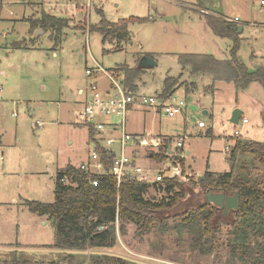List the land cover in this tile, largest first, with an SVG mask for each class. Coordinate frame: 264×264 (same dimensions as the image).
Instances as JSON below:
<instances>
[{
    "label": "rangeland",
    "instance_id": "1",
    "mask_svg": "<svg viewBox=\"0 0 264 264\" xmlns=\"http://www.w3.org/2000/svg\"><path fill=\"white\" fill-rule=\"evenodd\" d=\"M5 1L0 21V153L4 152L0 165V264H49L62 262L69 255L74 256L73 264H93L94 257L106 254L121 257L128 264H230L232 209L224 214V209L216 205V223L221 224L222 231L210 254L193 248L187 232L152 229L140 235L137 225L127 221H119L122 228L114 247L75 251L56 248L53 224L31 212L27 201H53L58 171L69 164L78 167L88 156V131L78 118L84 104L79 89L94 81L86 69L97 63L106 69L136 68L146 55L157 64L142 68L134 80L139 93L158 94L168 77L177 78V85L196 82L198 89L190 93L177 89L175 95L189 106L175 117L135 106L128 112V132L144 136L140 149L148 157L142 159L143 165L151 162V151L165 143L175 146L177 139L186 135L183 157L191 165L193 176L184 173L188 182L182 184L193 189L192 203L205 201L206 193L190 184L191 178L197 180L206 171L229 172L228 157L238 139L242 143H264V89L252 82L239 90L233 82L214 81L209 74L192 75L182 68L178 55L201 53L229 59L233 41L214 34L204 14L238 16L244 27L238 57L250 70L264 68L262 0H93L90 23L83 12H77L57 42L51 30L39 36V29L32 30L30 19L39 16L34 3ZM103 17L111 23L129 17L148 20L128 25L129 40H105L94 28ZM17 42L22 46L15 47ZM204 85L215 87L204 92ZM236 108L243 111L248 123L230 121ZM198 121H203L206 128L200 130ZM37 122L43 126H37ZM236 129L241 136L234 135ZM189 149L191 153L187 154ZM234 173L236 179L264 184L263 166L251 154L237 155ZM161 184L150 185L145 197L156 201L168 197ZM182 208L179 204L168 214L173 216Z\"/></svg>",
    "mask_w": 264,
    "mask_h": 264
},
{
    "label": "trees",
    "instance_id": "2",
    "mask_svg": "<svg viewBox=\"0 0 264 264\" xmlns=\"http://www.w3.org/2000/svg\"><path fill=\"white\" fill-rule=\"evenodd\" d=\"M205 21L212 32L222 38L233 41L229 59H218L212 54L183 53L178 55V62L183 69L189 67L192 73L209 74L214 81L233 82L237 89H246L252 82H258L264 89V68L250 70L238 57L241 45L239 25L216 14H204ZM65 17L48 15L44 11L38 17L31 18L32 30H49L54 34L56 42L61 32L69 26ZM147 18L129 17L117 23L108 22L104 17L98 29L104 39L111 37L119 40L131 39L128 25L132 22H146ZM52 35V34H51ZM23 43H14L15 47ZM142 68L126 67V83L136 89L134 80L140 75ZM178 79L168 77L164 80L162 95L172 93ZM196 85L195 83H192ZM214 90V85L208 87ZM248 153L263 166L264 143L250 141L242 143L239 139L231 150L228 161L231 170L226 173L206 171L197 180L191 178L190 184L199 186L205 193L210 191L223 192L226 195L238 193L239 204L232 210V222L228 240L230 264H264V184H252L248 180L235 178V163L239 153ZM151 153V152H150ZM153 156L159 160L168 158L167 152ZM185 173V161L180 160ZM64 175H70L76 185L60 182ZM90 177L74 165H67L58 171L55 180V199L53 202L28 200L29 210L40 216H46L53 224L56 235V248L86 251L93 248L114 247L117 242L115 222H133L137 225V233L144 235L152 229L167 231L169 228L179 234L187 232L191 246L202 253L213 252L217 235L222 226L217 221L216 205L207 200L193 201V189L180 183L178 179H167L161 184L168 197L156 201L146 198L150 187L148 183L125 180L119 186L112 176L103 177L98 185L90 183ZM189 195V196H188ZM181 204L182 210L173 216L168 212ZM173 223L170 224V219ZM219 218V217H218ZM103 225V230L97 227ZM122 227H119L121 229ZM73 255L62 262L49 264H73ZM93 264H128L121 257L102 255L94 257Z\"/></svg>",
    "mask_w": 264,
    "mask_h": 264
},
{
    "label": "built area",
    "instance_id": "3",
    "mask_svg": "<svg viewBox=\"0 0 264 264\" xmlns=\"http://www.w3.org/2000/svg\"><path fill=\"white\" fill-rule=\"evenodd\" d=\"M27 3H34L38 15L44 11L48 15L71 18L81 11L85 20L90 23L93 0H27ZM6 4L5 0H0V21ZM261 5L264 6V0ZM226 19L242 25L238 16ZM86 74L93 77L94 81L81 90L85 99L78 118L79 123L88 131V156L77 168L91 178L90 183L98 185L105 176L114 177L118 186L125 180L159 184L167 179H178L180 183H187L188 178L184 176L180 163L184 159L185 136L179 137L174 147H166L168 158L143 165L142 159L148 157L140 149L144 144V136L128 132L127 116L135 106H144L159 111L161 116L175 117L184 113L188 103L173 93L167 96L162 95V92L156 95L139 93L126 83V70L120 67L106 69L97 63L96 66L87 68ZM247 122L248 119L244 118L243 123ZM36 125L43 126L39 122ZM198 125L204 127L205 123L200 121ZM234 135L240 136L241 131L236 129ZM226 150H229L228 146ZM3 159V154L0 153V163ZM60 182L76 185L70 175H64ZM115 225L118 233V218ZM103 228L100 225L97 230L101 231Z\"/></svg>",
    "mask_w": 264,
    "mask_h": 264
},
{
    "label": "water",
    "instance_id": "4",
    "mask_svg": "<svg viewBox=\"0 0 264 264\" xmlns=\"http://www.w3.org/2000/svg\"><path fill=\"white\" fill-rule=\"evenodd\" d=\"M243 26L239 25V33H242ZM43 32L42 29H39V31L36 33L37 36ZM156 61L149 55L143 56L139 66L141 68H151L156 65ZM191 109L195 110L196 107L194 105L191 106ZM207 113V111H205ZM242 117V110L239 108H236L231 117V122L234 124H238L240 122V119ZM238 193H235L234 195H226L223 192H216V191H210L206 193V200L214 205H217L220 209H224V214H227L230 209L236 210L238 208L239 204V198Z\"/></svg>",
    "mask_w": 264,
    "mask_h": 264
},
{
    "label": "crops",
    "instance_id": "5",
    "mask_svg": "<svg viewBox=\"0 0 264 264\" xmlns=\"http://www.w3.org/2000/svg\"><path fill=\"white\" fill-rule=\"evenodd\" d=\"M96 7H97V5H95ZM81 12V11H80ZM77 15V13L75 14V16ZM78 16V15H77ZM68 19H70V18H68ZM206 22V21H205ZM207 24V23H206ZM243 30H244V27H243ZM243 30H242V32H243ZM183 68V67H182ZM185 70H190V72H191V69L189 68V67H186L185 68ZM191 74L193 75V73L191 72ZM191 76V75H190ZM213 78V77H212ZM192 83H195L196 84V82H192ZM205 86V88H204V92H209V91H211L208 87L210 86V85H204ZM250 86V85H249ZM248 86V87H249ZM136 87H137V85H136ZM214 87H215V85H214ZM247 87V88H248ZM164 88V87H163ZM178 88H184L185 89V91H186V93H190V92H194L195 90H197L198 89V85H189V86H186V85H176V87L174 88V90H173V94H176V91H177V89ZM82 89H84V88H80L79 89V94L80 95H82L81 94V90ZM136 91H138V87L135 89ZM243 90H245V89H243ZM162 91H163V89H162ZM161 91V92H162ZM161 92H159V93H161ZM83 96V98L85 99V97H84V95H82ZM192 106V105H191ZM195 106V105H194ZM196 107V106H195ZM196 110V109H195ZM204 113H205V111H204ZM209 112L207 111V113H205V114H208ZM242 115H243V111H242ZM231 117H232V115H231ZM231 117H230V120H231ZM244 118H246V117H244V116H242L241 117V119H240V122L242 123L243 122V119ZM239 122V123H240ZM198 123H199V121L197 122V126L199 127V125H198ZM248 123V122H247ZM206 128V124H205V126L204 127H199V129L200 130H202V129H205ZM235 131V130H234ZM207 133L208 134H211L212 133V128L210 129V130H208L207 131ZM138 134V133H137ZM201 134H202V132H201ZM242 135V134H241ZM240 135V136H241ZM185 137H186V135H185ZM166 144L167 143H165L164 144V147H160V148H158L156 151H151V153L149 154V157L151 158L150 160L151 161H154V160H157V158H155L154 156H153V153L155 154V155H162L163 153H165V151H166V147H167V149H168V146L170 145L171 147H174V146H172V144L171 143H168V145L166 146ZM233 148V147H232ZM4 152L2 151V154H3ZM191 153V150L189 149V150H187V154H190ZM4 160V159H3ZM0 165H2V162L0 163ZM66 167V166H65ZM64 167V168H65ZM191 168V165H188L187 164V162H186V158H185V173H186V175H192L193 176V170H191L190 168ZM51 174H52V176L53 177H55V175L53 174V172H51ZM199 173H195L194 175H198ZM202 174H204V173H202ZM55 185H54V187H53V189H52V194L54 195V199H55ZM51 195V194H50ZM36 199H38V198H36ZM13 201L14 202H16V198L14 197L13 198ZM39 201V200H38ZM54 201V200H53ZM53 201H51V202H53ZM43 202V201H42ZM42 218H44V219H46V220H48L47 219V217L46 216H41ZM48 221H50V220H48ZM51 222V221H50ZM45 223V222H44ZM52 223V222H51Z\"/></svg>",
    "mask_w": 264,
    "mask_h": 264
}]
</instances>
